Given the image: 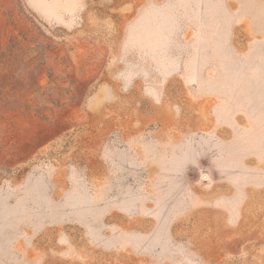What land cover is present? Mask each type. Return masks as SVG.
Listing matches in <instances>:
<instances>
[{
	"label": "rangeland",
	"instance_id": "1",
	"mask_svg": "<svg viewBox=\"0 0 264 264\" xmlns=\"http://www.w3.org/2000/svg\"><path fill=\"white\" fill-rule=\"evenodd\" d=\"M0 264H264V0H0Z\"/></svg>",
	"mask_w": 264,
	"mask_h": 264
}]
</instances>
